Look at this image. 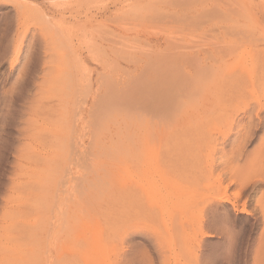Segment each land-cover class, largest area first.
<instances>
[{
    "label": "rangeland",
    "instance_id": "rangeland-1",
    "mask_svg": "<svg viewBox=\"0 0 264 264\" xmlns=\"http://www.w3.org/2000/svg\"><path fill=\"white\" fill-rule=\"evenodd\" d=\"M229 60L237 67L226 77ZM164 63L189 65L204 88L213 69L220 91L264 83V0H0V264H131L128 250L140 264H264V186L240 197L229 187L227 203L204 209L221 173L210 167L233 152L246 118L228 113L232 101L203 124L176 113L141 119L139 105L101 110ZM263 146H246L237 179L261 168L254 151ZM153 160L156 180H171L166 191L195 196L151 202Z\"/></svg>",
    "mask_w": 264,
    "mask_h": 264
},
{
    "label": "bare ground",
    "instance_id": "bare-ground-1",
    "mask_svg": "<svg viewBox=\"0 0 264 264\" xmlns=\"http://www.w3.org/2000/svg\"><path fill=\"white\" fill-rule=\"evenodd\" d=\"M202 2L204 1H200L199 4H201ZM216 2L214 1V3ZM187 4H189V2L186 4H182L180 8L178 7L179 11L178 12L176 11L177 16L178 15L180 16L181 14H184L188 11ZM206 5L207 4L205 3L203 7H205ZM214 6L215 4H213V7ZM214 8H212L213 10L211 9L204 10L205 8L203 10L205 12L207 10H210V12L216 11L217 8L215 10ZM201 13H203V11H201ZM222 16L217 19L222 18L223 20L224 17ZM196 25H197V21H196ZM184 28L185 27H183V29ZM212 29L213 27L211 28V30ZM205 32H209V31L207 30ZM176 35L178 36L177 33ZM176 39L178 40V37H176ZM181 40L178 41L182 42ZM174 42L177 41L175 40ZM190 43H188L186 46V44L182 42L183 46L185 45L187 49L188 47L190 48V46H188L190 45ZM168 44H170V42H168ZM172 44L173 43H171L170 44L171 46H169L170 53H172L175 49L174 48L175 43L173 45ZM176 44L179 45L178 42ZM191 46H192L191 47L192 50L199 48V45L198 47H193V44ZM194 46H197V43ZM235 67H237V62L230 64V60H229V64L227 65L225 64V66L222 67L221 73L225 74L227 77ZM153 70L154 71H152L149 76L147 77L144 76L142 77V79L139 78V81L136 82L133 86H131L130 90L124 93L122 97L113 96L114 98H112L107 96L102 103V108H101L102 112L108 113L109 110L115 107L117 108V106L120 108V105H121V109L123 108L122 110L125 111L130 109L133 110V108L136 105H139L138 115L141 119L151 115L155 116L156 114L159 113H164L165 117L167 114L168 115L167 117H170L171 115H174V113H176L177 117L179 115V118H177L179 122L186 123L191 121L193 123H196L199 120L198 123L203 124V120L200 118V116L204 115V113H206L209 110H213L215 108L220 107L222 104H224L226 100H230L233 102V105L228 109V113L233 117L234 116L238 117L240 114H243L246 118L239 120L238 123L240 125L236 127L235 133L232 135L233 142H237V144L233 145L234 147L232 149L233 152L230 154L229 157H227L223 161H220V159L219 161H214L213 167H210L212 168L211 173L214 172V170L216 171L219 170L221 173L218 174L217 176L218 178L213 184V186L216 188L214 197L211 200L206 199L207 205L204 209L205 211L215 210V208H217L218 205L227 203L229 200L228 198L229 187L234 186L240 188L237 192L234 193L236 194V197H240L242 190H245L246 188H248L247 190L251 189L250 194H252L255 193L257 189L263 187L264 164L261 166L260 169L252 170L250 173L246 174L245 176L239 179H237V177L235 176V172H236L235 170H239L240 161L248 155L246 146L249 143H251L252 140L254 139L258 138L259 140H264V100H262V97L264 95V83L254 78L252 82L253 87L251 89L239 85V86H234L233 88L227 87L225 90L220 91V85L223 79L220 82H216L215 75L217 74L216 73L217 70L214 71V69L212 70L211 73H209V76L206 75V77H203L206 78L205 80L208 82V88H204V85L200 84V82L195 83L190 78V76H192V71L189 65L185 63H181V64L164 63L162 65H158V67H156V69ZM194 71L201 72L202 74H204L205 68L203 67L199 69L195 68ZM237 79L241 80L242 77L241 76L237 77ZM199 84L205 90L200 88ZM201 90H203L201 95L202 100L198 102V106H196L193 109L186 108L187 105L189 104L187 98H189L190 95L194 96L196 93H198ZM206 101H208L209 103L207 104ZM184 106L186 107L183 108L182 110V107ZM208 107L210 109H208ZM129 117H131V115ZM205 121L209 122V118L205 119ZM229 123L230 126L233 124L232 121H229ZM153 150H154L153 148L150 149L151 151L150 154H155ZM254 152H255L254 160L259 161L261 164L264 163V146L257 148V150H255ZM147 164L148 165L146 166V169L149 174L148 182L150 183V188L149 191H147V196L151 202H155L157 205L161 203L167 204L169 202L171 204L173 202H176L177 205L182 204L183 206L185 202H188V200H190L192 197L195 196L194 193L190 195L188 192L180 191L178 189L166 191L167 189L171 188L170 185L171 180L170 181L164 179L163 181L156 180L157 176L159 175L158 165L154 160L150 161ZM225 179H228V184L226 185H224ZM164 190L165 193H162ZM257 202L259 203L261 212L263 213L264 216V193L262 194L261 199L258 200ZM242 212L248 214L245 206H243ZM168 220L174 221L177 220V218L170 217ZM205 223L206 222L204 221V216L201 214L198 223L194 227V232H202L203 227H205L204 225ZM145 242L149 247L150 246L149 244L152 242V239L146 238ZM121 256L123 259L128 260L127 262L131 264H133L135 261L137 264H140V261L142 260L141 258H143L142 254H140L139 252L135 254L132 250L123 252Z\"/></svg>",
    "mask_w": 264,
    "mask_h": 264
}]
</instances>
